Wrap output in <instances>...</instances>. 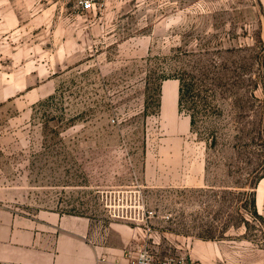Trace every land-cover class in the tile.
Masks as SVG:
<instances>
[{
  "label": "rangeland",
  "instance_id": "rangeland-1",
  "mask_svg": "<svg viewBox=\"0 0 264 264\" xmlns=\"http://www.w3.org/2000/svg\"><path fill=\"white\" fill-rule=\"evenodd\" d=\"M263 173L264 0H0V205L264 264Z\"/></svg>",
  "mask_w": 264,
  "mask_h": 264
},
{
  "label": "crops",
  "instance_id": "crops-1",
  "mask_svg": "<svg viewBox=\"0 0 264 264\" xmlns=\"http://www.w3.org/2000/svg\"><path fill=\"white\" fill-rule=\"evenodd\" d=\"M172 97L165 88L164 108ZM141 238L137 228L121 223L103 228L85 215L0 205V264H127L128 249Z\"/></svg>",
  "mask_w": 264,
  "mask_h": 264
},
{
  "label": "built area",
  "instance_id": "built-area-1",
  "mask_svg": "<svg viewBox=\"0 0 264 264\" xmlns=\"http://www.w3.org/2000/svg\"><path fill=\"white\" fill-rule=\"evenodd\" d=\"M82 12L95 8L98 0H73ZM152 215L153 212H149ZM150 215H148L150 217ZM127 264H194L187 256L164 257L157 259L148 240L134 244L127 251Z\"/></svg>",
  "mask_w": 264,
  "mask_h": 264
},
{
  "label": "trees",
  "instance_id": "trees-1",
  "mask_svg": "<svg viewBox=\"0 0 264 264\" xmlns=\"http://www.w3.org/2000/svg\"><path fill=\"white\" fill-rule=\"evenodd\" d=\"M202 80L198 78V74L195 73L194 70H188L184 72L182 77L180 78V88H179V109L182 110L184 107V103L186 100L189 99V94L193 90L195 86H198V83H201ZM191 120L190 125L191 129L195 130L196 127V114L193 112L190 114ZM262 178H264V173L259 176L258 180L254 183V186H256ZM258 182V183H257ZM253 197L251 201V205L253 208V214L256 215V217H259L264 223V217L261 215L258 216L257 212V206H256V194L253 192Z\"/></svg>",
  "mask_w": 264,
  "mask_h": 264
}]
</instances>
